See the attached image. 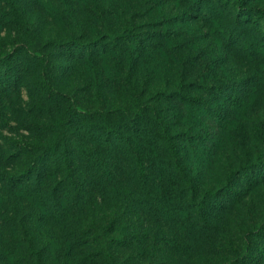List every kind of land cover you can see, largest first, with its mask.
<instances>
[{
	"label": "rangeland",
	"instance_id": "obj_1",
	"mask_svg": "<svg viewBox=\"0 0 264 264\" xmlns=\"http://www.w3.org/2000/svg\"><path fill=\"white\" fill-rule=\"evenodd\" d=\"M14 2L18 24L6 21L13 18L11 9L0 0L2 80L11 74L6 59L29 48L51 60L57 86L80 107L122 106L128 117L145 107L171 121L182 150L183 160L169 151L162 155L173 168L170 176L153 175L169 215L108 198L91 203L83 223L115 219L135 234L133 243L97 264H264V236L252 234L264 224V181L251 186L240 174L263 152L253 126L264 121V47L255 23L239 15L234 0ZM258 9L264 10V0L246 1L244 11ZM111 34L128 39L115 45ZM71 41L89 45L92 59L73 53ZM11 92L0 94V126L8 130L17 110L31 101L22 87ZM0 137L19 138L5 129ZM205 189L222 203L208 219L196 204ZM18 249V264H62L54 257L40 261L32 248Z\"/></svg>",
	"mask_w": 264,
	"mask_h": 264
},
{
	"label": "trees",
	"instance_id": "obj_2",
	"mask_svg": "<svg viewBox=\"0 0 264 264\" xmlns=\"http://www.w3.org/2000/svg\"><path fill=\"white\" fill-rule=\"evenodd\" d=\"M246 1L233 3L241 17L255 23L257 40L264 47V10L244 11ZM5 2L13 17L6 21L18 24L14 0ZM130 36L137 39L133 32ZM109 39L116 45L128 37L111 34ZM71 42L73 53L92 59L89 45ZM28 44L32 47L29 40ZM5 63L11 74L0 78V94L11 95L22 87L31 101L17 110L12 130L0 126V133L5 129L19 137H0V264H18L16 253L22 246L39 251L40 261L54 257L62 264H97L99 257L111 258L115 248L133 243L135 234L115 219L83 223L81 218L98 199L108 198L123 207L130 203L149 214L171 213L153 176L155 171L170 176L173 168L162 156L166 151L183 160L171 121L142 106L134 117L126 116L122 106L80 107L75 96L57 86L51 60L29 48L15 52ZM253 130L263 152L240 172L251 186L264 181V121L255 123ZM202 196L197 212L208 219L222 203L210 189ZM262 231L264 224L252 234L264 236Z\"/></svg>",
	"mask_w": 264,
	"mask_h": 264
}]
</instances>
